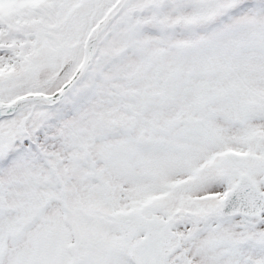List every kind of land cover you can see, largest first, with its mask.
Returning <instances> with one entry per match:
<instances>
[{
    "label": "snow or ice",
    "instance_id": "snow-or-ice-1",
    "mask_svg": "<svg viewBox=\"0 0 264 264\" xmlns=\"http://www.w3.org/2000/svg\"><path fill=\"white\" fill-rule=\"evenodd\" d=\"M0 264H264V0H0Z\"/></svg>",
    "mask_w": 264,
    "mask_h": 264
}]
</instances>
